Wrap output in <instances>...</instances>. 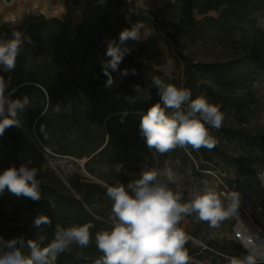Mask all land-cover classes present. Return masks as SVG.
Returning <instances> with one entry per match:
<instances>
[{
	"label": "trees",
	"instance_id": "1",
	"mask_svg": "<svg viewBox=\"0 0 264 264\" xmlns=\"http://www.w3.org/2000/svg\"><path fill=\"white\" fill-rule=\"evenodd\" d=\"M254 6L264 15V0H171L154 10L180 18L186 31L193 32L192 37H198L199 32H206V25L212 26L211 31L215 30L219 36H227L226 49L231 52L237 43L238 30L243 28L241 23L247 20ZM97 10L105 18L104 27L98 37H89L80 31V24L83 26L91 22L94 9L75 28L78 35L76 40L67 37L68 27L56 18L45 19L38 16L11 27L0 24V42L12 39L13 32L18 31L24 37L31 38L32 43L27 40L25 43L40 49L36 55L21 48L15 69L11 72L0 71V76L9 81L6 94L16 89L12 99L26 97L27 101L26 108L18 113L21 126L9 127L0 136V172L12 166L19 168L23 164L25 152L35 151L34 145L23 131L31 127L43 145L55 154L69 155L77 159L86 157L87 165L95 160L108 167L115 165L136 140H145L140 135L141 117L149 107L160 101L157 89L150 87L151 77L154 75L166 83L191 90L193 99L203 96L209 103L217 104L224 114H241L245 105L250 104V92L236 91L231 83L244 76L242 71L245 68H254L258 70V74L263 72L262 37L255 36L246 40L241 53L237 56L231 53L226 59L193 63L189 56L178 53L176 58L182 63V83L174 71L166 76L157 68L167 59L149 43L150 35L145 40L128 41L131 52L124 56L119 69H128L129 75L123 76L116 87L107 88V77L103 74L101 62L110 58L105 54L107 44L98 45L101 36H107L106 42L110 39L118 40L120 32L131 28L134 23L149 22L153 11L133 13L131 9H126L123 0H107L104 7H98ZM211 13L215 16L209 15ZM68 59L74 60L76 67L66 75L57 66ZM132 69L136 70V75L131 74ZM116 73L113 72L112 76ZM201 76H212L217 83L207 84L201 80ZM135 85H140L145 92H135ZM148 92L151 98H142ZM126 97L135 99L130 101ZM57 104L60 109L58 113L54 111ZM231 129L229 127L225 130L230 132ZM237 131L245 142L264 143V126L251 130L245 124ZM229 132L227 133L230 134ZM212 136L215 139V135ZM218 151L216 140V145L211 150L203 147L195 150L187 146L177 147L170 153L179 163L189 162L190 169L195 172V166L205 169L203 163H214ZM249 164L254 165L247 167L248 172L256 173L254 166L259 161ZM37 179L41 181L39 201L34 202L24 196L17 197L7 188L0 193V200L24 199V204L31 210L29 221L32 226L37 216L44 215L51 219V226L41 225L40 233L24 240L27 242L31 239L45 247L52 240L57 224L69 227L92 223L94 227L90 229L89 245L83 248L76 244L71 245L67 252L58 256L56 264H96L102 253L96 247L95 234L110 228L109 219L103 217L96 208L107 188L97 182L83 181L77 175L69 177L66 184L52 172L40 175ZM127 184L123 183L125 186ZM107 200L112 207L108 196ZM262 201L264 202V196ZM178 226L181 228V223ZM17 230L13 225L5 226L0 223V237L6 236L7 231L14 238L20 237L15 236ZM185 248L189 256L201 260V253H198L201 248L193 245L189 239ZM214 249L241 259L247 255L244 250L241 254H233L217 245ZM23 251L28 253L27 246ZM201 251L206 252L205 249Z\"/></svg>",
	"mask_w": 264,
	"mask_h": 264
},
{
	"label": "clouds",
	"instance_id": "2",
	"mask_svg": "<svg viewBox=\"0 0 264 264\" xmlns=\"http://www.w3.org/2000/svg\"><path fill=\"white\" fill-rule=\"evenodd\" d=\"M142 22H136L131 28L122 30L117 39L107 41V61H102L103 74L107 77L105 87L114 83L113 72L128 76L129 70H120L126 54L131 52L128 41H140ZM25 40L32 43L30 37H24L18 31L12 39L0 42V71L11 72L16 67L17 57ZM169 69L173 61L168 62ZM136 75V70H131ZM9 81L0 76V136L9 127H20L18 113L26 106V97L12 99L13 89L6 94ZM150 87L157 89L160 101L153 104L141 117L140 135L145 139L150 150L164 154L177 147L191 146L213 149L216 140L210 135L209 128L219 129L224 120V113L217 104L209 103L203 96L192 98L191 90L166 83L159 76L151 77ZM138 94L140 85L134 86ZM142 98H151L150 92ZM134 101L135 98H128ZM54 111H60L59 105ZM127 113H125L126 115ZM31 163V161H29ZM40 168L21 164L0 172V193L7 188L11 193L24 196L32 201L41 199V181L37 179ZM161 173L144 165L138 178L126 186H109L106 195L112 201L110 228L95 234V244L102 253L96 264H188L189 255L185 248L188 236L178 225L187 215L195 214L199 221L207 222L211 227L220 223L237 210V197L229 198L231 203L225 207L214 187L207 181L200 190L190 193L184 201L183 189L177 185V175L171 167L165 166ZM41 225L51 226L49 217L40 215L33 221L38 230ZM94 225L84 223L62 227L57 224L52 240L41 247L37 241L24 240L23 237L4 239L0 237V264H56L60 254L67 252L76 244L87 247L90 243ZM25 246L28 253L23 251ZM264 255L252 252L242 259H233L232 264H258Z\"/></svg>",
	"mask_w": 264,
	"mask_h": 264
},
{
	"label": "rangeland",
	"instance_id": "3",
	"mask_svg": "<svg viewBox=\"0 0 264 264\" xmlns=\"http://www.w3.org/2000/svg\"><path fill=\"white\" fill-rule=\"evenodd\" d=\"M106 1L93 8L95 12L91 14V22L83 26L80 24V31L86 36L98 37L103 29L105 18L97 8L104 7ZM131 7L132 5L126 4V9H131ZM154 9H140L142 14L153 11L149 16V22L143 23L141 40H145L150 35L149 43L153 44L162 57L167 59L157 68L166 76L174 71L180 83L184 80L182 63L176 58L178 53L189 56L193 63L210 62L219 58L226 59L231 53L237 56L246 45V40L252 37L260 36L264 40V15L260 14L255 6L247 20L241 23L243 28L238 30L237 43L231 52L226 49L227 36H219L215 30L211 31L212 26L206 25V32L201 34L199 32L198 37H192L193 32L186 31L180 18L157 12ZM209 15L215 16L212 13ZM113 17L116 18L115 15ZM66 33L71 40H76L78 37L76 30L67 28ZM106 37L105 34L101 36L99 46L107 44ZM21 48L30 54L38 55L40 52V49L32 44L24 43ZM138 52L143 53V51ZM169 60L173 61L171 69L167 63ZM57 67L68 75L75 69L76 62L68 59ZM242 73L244 76H240L231 83L232 88L241 92L249 91L251 102L245 105L241 114L225 113L222 126L218 130L209 128L211 135H215L218 141L219 151L214 163L208 165L203 163L205 169L195 166V172H193L189 162L179 163L170 152L160 154L155 150H150L146 141L142 139L136 140L135 144L130 146L129 150L111 167L96 160L87 165L88 158L86 157L77 159L69 155L53 153L43 145L33 127L23 129L27 139L35 147V151L25 152L23 164L40 168V175L52 172L65 184L69 177L77 175L83 181L97 182L104 188L134 181L144 165L159 171L162 179L165 166L171 167L177 175V185H170V187H181L185 202L190 193L204 187L205 181L215 188L225 207L231 203L229 198L231 195L234 194L237 197L236 212L222 221L219 227L213 228L207 222L199 221L195 214L185 216L180 222L181 228L191 243L200 247L201 250H206V252L199 250L201 260L189 256L188 264H232L233 259H241L238 256L217 252L214 249L216 245L228 249L233 254H241L244 250L247 255L252 252L264 255V202L262 201L264 196V143L245 142L237 131L245 124L251 130L264 126V70L258 74V70L250 67L245 68ZM113 78L114 83L110 88L116 87L122 81L123 76L117 72ZM201 80L212 85L217 83L212 76H201ZM142 92H145V89H142ZM229 127H232L230 132L225 130ZM254 161H259V164L254 166L257 169L256 173L248 172L247 167L254 165L249 163ZM96 208L103 217L109 219L112 207L108 203L106 193L102 194ZM30 218L31 210L24 204V199L0 200V223H4L5 226L13 225L15 229H18L15 236L20 235L26 239L41 232L32 226ZM9 233L10 231H7L3 238L6 240L14 238ZM258 264H264V259H258Z\"/></svg>",
	"mask_w": 264,
	"mask_h": 264
},
{
	"label": "crops",
	"instance_id": "4",
	"mask_svg": "<svg viewBox=\"0 0 264 264\" xmlns=\"http://www.w3.org/2000/svg\"><path fill=\"white\" fill-rule=\"evenodd\" d=\"M106 0H0V24L9 27L24 20L42 16L56 18L66 24L68 29L75 28L86 14ZM171 0H132L131 5L138 9L157 8Z\"/></svg>",
	"mask_w": 264,
	"mask_h": 264
},
{
	"label": "built area",
	"instance_id": "5",
	"mask_svg": "<svg viewBox=\"0 0 264 264\" xmlns=\"http://www.w3.org/2000/svg\"><path fill=\"white\" fill-rule=\"evenodd\" d=\"M126 4H128V5H131V3H132V0H123ZM131 10H132V12L133 13H141V10L140 9H138V8H135V7H131Z\"/></svg>",
	"mask_w": 264,
	"mask_h": 264
}]
</instances>
